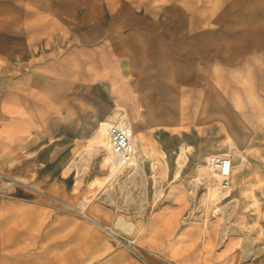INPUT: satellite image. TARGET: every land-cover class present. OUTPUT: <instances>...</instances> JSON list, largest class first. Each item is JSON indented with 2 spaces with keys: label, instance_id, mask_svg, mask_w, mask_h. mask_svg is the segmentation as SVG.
Instances as JSON below:
<instances>
[{
  "label": "crops",
  "instance_id": "crops-1",
  "mask_svg": "<svg viewBox=\"0 0 264 264\" xmlns=\"http://www.w3.org/2000/svg\"><path fill=\"white\" fill-rule=\"evenodd\" d=\"M29 1L23 22H11L21 28L17 36L6 46L0 39L1 72L8 51L16 72L10 87L0 83L7 92L0 169L3 156L20 148L64 154L68 128L80 132L75 143L92 132V116L68 125L65 101L49 80L100 85L111 108L127 110L135 134L154 133L171 160L156 185L144 179L152 168L141 164L133 196L126 197L127 185L117 186L110 212L94 211L90 220L110 230V251L79 264H264V0ZM25 90L29 104L19 98ZM232 147L239 152L232 156L230 192L207 201L206 186L200 200L214 201L219 211L195 210V187L182 172ZM87 155L75 160L82 164L77 182ZM55 163L38 168L72 169ZM154 186L162 188L160 196Z\"/></svg>",
  "mask_w": 264,
  "mask_h": 264
},
{
  "label": "rangeland",
  "instance_id": "rangeland-1",
  "mask_svg": "<svg viewBox=\"0 0 264 264\" xmlns=\"http://www.w3.org/2000/svg\"><path fill=\"white\" fill-rule=\"evenodd\" d=\"M28 2L30 3L29 0H0V39L3 38L5 46L9 45L12 33L16 37L20 32L21 28L13 26L11 22H23L19 15L27 9ZM23 30L26 32L25 28ZM13 61L15 60L8 51L2 60V72L0 68V83L3 88L10 87L12 80H16L14 78L16 75H13L16 72L12 70ZM20 77L25 83L29 81L27 77L21 75ZM48 83L55 97H61L65 101L62 113L72 122L68 125H75L73 121L86 115L93 117L94 121L91 124L93 129L85 140L75 143L74 137L80 135V132L68 128L66 136L63 137L66 139L61 141L62 149L65 150L62 155L49 156L46 150L32 153L27 148H20L12 158L10 155L3 156L0 169V264H43L49 259L50 261L46 263L79 264L86 263L85 259L88 258L96 261L105 257L110 251V230H102L100 224L89 217L95 210L110 212V201L119 189L117 186L127 185L126 197L133 196L135 174L131 184L117 176L114 158L108 152V116L115 108L125 111L130 127L134 131L127 110L120 105L111 108L107 93L100 85L77 86L67 83L61 87L50 80ZM6 94L5 89L0 90V107L1 101L7 97ZM19 98L20 101L25 100V103L29 104L30 92L27 90L20 92ZM2 113L0 108V120L7 118ZM184 136L185 142L192 141V134L186 133ZM179 137L182 138L181 135ZM136 138L138 159L136 158L135 163H138L140 157L144 165L152 168L144 173V179L153 180L156 185L166 177L164 168L170 167V157L163 153V146L154 133H149L146 138L136 134ZM179 141L181 142V139ZM227 148L208 153L207 158H198L193 162V171L182 172L184 177L190 179L191 190L192 186L195 187L193 194H197V199L194 209L200 207L199 211L206 215L212 211H219L218 206L212 209L214 201H207L213 197L218 200V195L223 193L217 176L208 173L205 163L214 154L235 156V152L238 151L232 147L231 151L226 152ZM82 153L89 154L84 157L83 162L88 169L84 171L83 181L77 182L76 177L82 164L75 163V160ZM48 161L56 162L55 164L66 163L72 169L69 170L67 167L66 170H59L56 169V165L38 168L40 163ZM136 165L140 166L139 163ZM205 175L209 178L207 185L198 184V179ZM206 186L209 192L205 193L204 200L207 201L203 203L200 200ZM153 189L154 196L163 193L161 187L154 186ZM149 191L148 195L152 192L150 186ZM142 192V195H146L144 190Z\"/></svg>",
  "mask_w": 264,
  "mask_h": 264
},
{
  "label": "built area",
  "instance_id": "built-area-1",
  "mask_svg": "<svg viewBox=\"0 0 264 264\" xmlns=\"http://www.w3.org/2000/svg\"><path fill=\"white\" fill-rule=\"evenodd\" d=\"M108 118V152L114 158L115 173L131 184L133 175L138 169L136 164H143L140 157L139 161L137 160L138 163H135L138 156L136 134L130 127L128 117L124 110L115 108L109 114ZM205 166L209 174H215L217 176L221 193L224 194L227 192L230 189V178L234 167L232 156L228 154H214L208 158ZM208 181L209 178L205 175L198 179V184L207 185Z\"/></svg>",
  "mask_w": 264,
  "mask_h": 264
},
{
  "label": "bare ground",
  "instance_id": "bare-ground-1",
  "mask_svg": "<svg viewBox=\"0 0 264 264\" xmlns=\"http://www.w3.org/2000/svg\"><path fill=\"white\" fill-rule=\"evenodd\" d=\"M128 228H130V227L128 226Z\"/></svg>",
  "mask_w": 264,
  "mask_h": 264
}]
</instances>
